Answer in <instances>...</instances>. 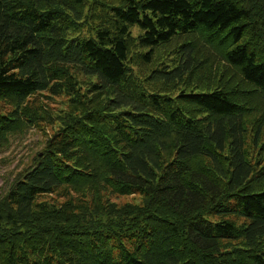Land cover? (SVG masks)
<instances>
[{
    "label": "trees",
    "instance_id": "obj_1",
    "mask_svg": "<svg viewBox=\"0 0 264 264\" xmlns=\"http://www.w3.org/2000/svg\"><path fill=\"white\" fill-rule=\"evenodd\" d=\"M1 103L0 264H264V0H0Z\"/></svg>",
    "mask_w": 264,
    "mask_h": 264
},
{
    "label": "rangeland",
    "instance_id": "obj_2",
    "mask_svg": "<svg viewBox=\"0 0 264 264\" xmlns=\"http://www.w3.org/2000/svg\"><path fill=\"white\" fill-rule=\"evenodd\" d=\"M134 34H138L137 29L134 30ZM44 95L46 93L37 97L38 103L49 113L56 116L62 110L67 109L68 100L66 97L48 99ZM0 109L4 113L11 111V107L4 103L0 104ZM53 122L49 124L48 120L41 119L36 125L29 127L21 134H13L10 137L8 145L0 152V198L8 191L15 178L33 166L36 156L46 148L49 139L54 135L57 128V125L55 127L56 121ZM62 193L63 191L45 195L40 200L62 203L64 201ZM110 199L118 205L142 201V197L138 194L131 196L112 195Z\"/></svg>",
    "mask_w": 264,
    "mask_h": 264
}]
</instances>
